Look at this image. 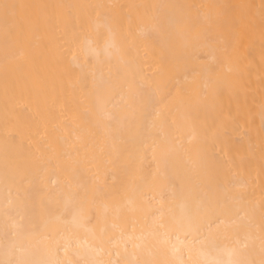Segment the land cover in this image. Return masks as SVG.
<instances>
[{
  "label": "bare ground",
  "instance_id": "6f19581e",
  "mask_svg": "<svg viewBox=\"0 0 264 264\" xmlns=\"http://www.w3.org/2000/svg\"><path fill=\"white\" fill-rule=\"evenodd\" d=\"M89 1L47 111L0 0V264H264V0Z\"/></svg>",
  "mask_w": 264,
  "mask_h": 264
},
{
  "label": "rangeland",
  "instance_id": "374dc122",
  "mask_svg": "<svg viewBox=\"0 0 264 264\" xmlns=\"http://www.w3.org/2000/svg\"><path fill=\"white\" fill-rule=\"evenodd\" d=\"M36 1L38 2L36 7H35V5L32 4V0H28L29 3L23 5L22 23L24 25L23 28H25V30H24L25 34H23L24 32L22 31V33L20 35L16 36L17 38H15L18 43L25 45V47L27 49V53L22 55L20 57V59H18L14 63L15 65L9 66L7 68L9 70H7V69L3 70L2 76L5 77V76H8L10 74L15 75L19 81V85H18V89L20 91L19 96L21 97L23 95L21 99H25V100L30 99V100H32V104H34L35 107H37L39 109L43 108L44 110L48 111L49 108H55V106L53 105L54 103H50V100L48 101V99H47L50 97L51 94L53 96L54 92L57 91L55 82L57 84V89H59V90H61V88H63V84H64V81L62 80L63 77L61 76L62 77V79H61L60 78L61 74H58L59 70H62L61 71L62 73L64 72L62 65L58 61H56V57H54L56 55V51L58 50L57 49L58 47L54 44V42H55L54 40H56L57 34L61 33L64 36L69 32L68 31L66 33V31L64 30V27H66V24L69 23L70 22L69 20H72V18L74 20L76 19L74 25L78 24L77 27L75 26V28L70 25L72 33L74 34V32L76 30V34L79 37V34L77 33V31L80 30L79 31L80 34H82V32H84L83 29L81 30V28H82L81 25H83V23L81 21H79L80 16H78V15H80V14H78V12L80 10L79 13H81L85 8H88V5L91 6V2L88 0L90 3L87 2L86 4H84V6L87 4L88 5H87V7L85 6L84 9L82 10V7L80 8V6L83 4L82 0H73L72 2L76 4L75 9H74V12H76L74 14V16H76V18L71 16L70 19L67 18L68 15H66L64 12V5L60 6L61 12H62V14L60 16L61 19H60L59 15H56L54 12H52V10L55 8V6L53 5L51 0H36ZM142 1L143 0L140 1L141 3H139L137 1V5L139 4L140 7H138L134 4L137 8H135V6L133 5V1H130V3L128 4V6L131 7L129 9L130 10L132 9V11L134 10V12L136 13V14L134 13V15L137 16L136 18H137V21H139V23L136 20H134L133 14H131V13L128 16H127L128 13L127 14L122 13L123 17L125 16L124 14H126L125 18H128L130 16L132 18L133 23L135 22V24H136V22H137V25L145 24V22H147L151 18L150 15L153 12H150V10H149L148 11L149 15H148L144 11L146 9L143 10V8H144L143 6L147 5L146 7H148L149 2L147 3L145 1H148V0H145V1H143L144 2V5H143ZM104 2L105 1H103V3ZM111 2H112V0H111ZM111 2L109 1L107 3L109 4ZM114 2H116V0H114ZM114 2H112V4ZM117 2H118V4L115 3V5L113 4V6L117 7V9H119L120 6H118V5H120L119 4L120 0H117ZM151 2L153 5L154 0L153 1L150 0V4H151ZM101 3L102 2H100V4ZM103 3H102L103 6L102 5L101 6L106 7L107 3H105V4H103ZM112 4L111 5L109 4L107 6V8H105V9H108V7H109V9H112V8H110V6L112 7ZM116 4H117V6H116ZM149 7H150V5H149ZM141 8H142L143 12L140 10ZM136 9L140 10L141 16H140V14L138 15V12H136L137 11ZM149 9H152V8H149ZM121 10H123V9H119V11H121ZM128 10L126 9L125 11L128 12ZM54 11H56V9ZM119 11H118V14H119ZM53 13L55 14L54 15L55 17H53ZM81 16H82V14H81ZM138 16H139V18H138ZM117 17H118V15H117ZM123 17L122 16L119 17V20H121V22L125 21L124 20L125 18L123 19ZM53 20L56 22V25L54 24L55 22ZM80 20H82V18ZM64 21L66 22V24L63 23ZM57 22H58V25L60 27H57ZM80 22L82 23L81 25H79ZM54 25L56 27H53ZM67 26L68 27H66V28L68 29L69 24H67ZM54 28H56L55 30H57V31H55ZM69 33L66 36H68V38L70 39V37L72 35H69ZM76 34H74L75 38L77 37V36H75ZM140 40L138 43H140ZM143 42L144 41H141L142 45H143ZM141 44H140V46H141ZM32 45H33V47H31ZM145 45H146V43H145ZM69 46L70 45H68V47ZM142 47L140 49L145 48V46L143 48ZM72 48H71V50H72ZM34 53H35V57H34V59H32L33 56H31V55H33ZM62 55L64 58L66 57V56H64V54H62ZM50 56H51V59L55 58L54 61H56L57 63L56 62L54 63V61H53V64H51L52 60L50 59ZM63 57H62V59L64 60ZM57 64H58V66H57ZM52 65H54V66H52ZM56 66L59 68V70H58V68H56ZM37 67H38V69H37ZM52 67H54V68H52ZM2 76L0 75V78H2ZM49 93H51V94H49ZM52 96L50 99H53ZM60 96H61V98L65 97V95H60ZM15 97H16V95H15ZM52 101L53 100H51V102ZM23 104L25 105V103H23ZM23 104H21V106H23ZM55 105H56V103H55Z\"/></svg>",
  "mask_w": 264,
  "mask_h": 264
}]
</instances>
